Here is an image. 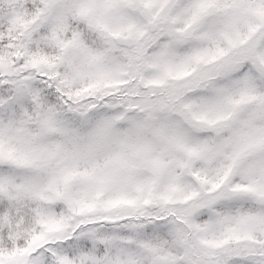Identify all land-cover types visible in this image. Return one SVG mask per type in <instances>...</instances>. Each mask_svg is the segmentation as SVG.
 Returning <instances> with one entry per match:
<instances>
[{"label":"snow or ice","instance_id":"1","mask_svg":"<svg viewBox=\"0 0 264 264\" xmlns=\"http://www.w3.org/2000/svg\"><path fill=\"white\" fill-rule=\"evenodd\" d=\"M0 264H264V0H0Z\"/></svg>","mask_w":264,"mask_h":264}]
</instances>
